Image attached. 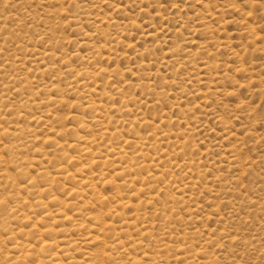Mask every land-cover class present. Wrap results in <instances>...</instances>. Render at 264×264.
I'll return each instance as SVG.
<instances>
[{
  "label": "rangeland",
  "instance_id": "obj_1",
  "mask_svg": "<svg viewBox=\"0 0 264 264\" xmlns=\"http://www.w3.org/2000/svg\"><path fill=\"white\" fill-rule=\"evenodd\" d=\"M0 116L28 199L2 186L0 224L59 243L34 233L14 264H264V0H0ZM58 204L69 222L43 218Z\"/></svg>",
  "mask_w": 264,
  "mask_h": 264
},
{
  "label": "bare ground",
  "instance_id": "obj_2",
  "mask_svg": "<svg viewBox=\"0 0 264 264\" xmlns=\"http://www.w3.org/2000/svg\"><path fill=\"white\" fill-rule=\"evenodd\" d=\"M58 3H60V2H58ZM61 4V3H60ZM62 4H63V2H62ZM62 7V6H61ZM73 70V69H72ZM70 71V70H69ZM102 72H104V70H101ZM117 71V70H116ZM79 72V71H78ZM81 76H82V74L81 73H78L77 75H76V77H75V79L74 80H72V82H70V84H69V86H70V88H76V87H79L80 86V81H81ZM87 84V83H86ZM86 86V85H85ZM84 86V88H86ZM89 91V90H88ZM87 95H89V94H87ZM45 100V99H44ZM48 101L50 102V103H55V100L53 99V98H49L48 99ZM95 102V101H94ZM24 104V103H23ZM124 104V103H123ZM95 105H97L96 103H95ZM103 109V108H102ZM114 109H115V107H114ZM96 110V109H95ZM98 114V113H97ZM1 117V116H0ZM166 122H167V120H166ZM98 123V122H97ZM224 123V122H223ZM164 125V124H163ZM148 127V126H147ZM5 128H7V127H5ZM5 128H2V119L0 118V164H3V166H5V168H3V169H1L0 170V194H1V187L2 186H5L6 188L7 187H12L13 188V190H12V192H11V194L12 193H15V195L16 196H18L17 197V201L18 202H22V204L23 203H26V201L28 200L27 198H22L23 197V195L21 196V191H20V189H22L21 188V186H20V183L17 181V178L16 177H18V176H15V174L14 175H12V174H10V172H9V166H10V163L8 162V161H6V160H4L3 159V157H4V152L5 151H9V150H11V148H13L12 147V145L13 144H11V143H9V145L7 144V143H2V141H3V139H1V138H3V137H6L7 136V134H8V131L5 129ZM191 128V127H190ZM9 130V129H8ZM11 130V129H10ZM23 131V130H22ZM111 131V130H110ZM21 133H23V132H21ZM110 132H109V129H106V132L103 134V135H108ZM109 136V135H108ZM88 137V136H87ZM68 139V138H67ZM40 140V139H39ZM38 140V141H39ZM44 140H42V142H43ZM56 141V140H55ZM10 142V141H9ZM46 142H50V140H47L46 139ZM86 143V142H85ZM95 142L94 141H91L90 139L87 141V144L88 145H92V144H94ZM58 144V143H57ZM60 144V143H59ZM69 144V143H68ZM56 145V144H55ZM130 145V144H129ZM60 146H62V145H60ZM70 146H72L71 144H70ZM60 149H61V147H59ZM58 149V148H57ZM78 149V148H77ZM12 151V150H11ZM107 151V150H106ZM91 152V149H90V147H89V149H87L86 150V154H88V153H90ZM41 153V152H40ZM125 153V152H124ZM119 154H123V150H121L120 151V153ZM38 155H40V154H38ZM140 155H143L142 153L140 154ZM41 156V155H40ZM83 157V156H82ZM27 157H23L20 161H21V163L22 164H24L25 165V163L27 162ZM75 161V160H74ZM104 161V160H103ZM66 162V161H65ZM77 162V161H76ZM102 161H101V158L100 159H96V161H94L93 163L94 164H100ZM18 163V162H17ZM92 163V164H93ZM103 163V162H102ZM111 163V162H110ZM40 164V163H39ZM79 165V164H78ZM121 165V164H120ZM26 166V165H25ZM27 166H29V165H27ZM58 166V165H57ZM112 166V165H111ZM82 167H84L83 165L81 166V168H79V169H77L76 168V170H77V173H82L83 172V168ZM1 168H2V166H1ZM65 168V167H64ZM64 168H60V169H58V171H57V173H58V175H61V176H63V175H65L66 177L65 178H67V179H69V181H71V184L72 183H75V184H77V185H81L82 183L83 184H85L84 183V181H83V179H79L78 177H76L75 175H71V173L69 174V172H66V171H64L65 169ZM89 168V167H88ZM33 169H35L34 167H33ZM127 170H128V168H126ZM129 169H130V167H129ZM84 170H85V168H84ZM26 171H28L27 173H25ZM88 171V170H87ZM126 171V170H125ZM125 171H123V172H121V173H117V176H123L124 175V172ZM32 171H30V169H27V168H25V169H22L21 170V173H23V174H26L27 176H28V178H29V182L31 183V181H34V175H32V173H31ZM46 172H47V170H46ZM85 172V171H84ZM42 173L43 174H45L44 176L45 177H47L48 179H51V181H55L56 180V177L55 176H50L48 173H45V172H43L42 171ZM41 173V174H42ZM42 174V175H43ZM76 174V173H75ZM104 174V173H103ZM129 174V173H128ZM112 175H113V173H112ZM80 176H82V175H80ZM84 176V175H83ZM60 176H58V178H59ZM113 177V176H112ZM114 177H115V175H114ZM78 178V179H77ZM82 178V177H81ZM36 179V178H35ZM90 179L91 178H88V180L86 181V182H89L90 181ZM95 177L93 178V179H91V180H94L95 181ZM47 180V179H46ZM50 182V181H49ZM107 182H110V181H107ZM29 183V184H30ZM113 183H115L114 181H113ZM3 184V185H2ZM27 185V184H26ZM87 185H89V186H87L88 188H90V190H92V193L93 194H95L96 192H97V187H98V185H97V187H95L96 186V184H94V182L93 181H91V183H88ZM112 185V184H111ZM24 187V186H23ZM28 187V186H27ZM81 188V187H80ZM38 189V188H37ZM24 190H25V188H24ZM74 190V188H72L71 189V191L70 192H72ZM89 190V191H90ZM3 191H5L4 189H3ZM10 191V190H9ZM22 191H23V189H22ZM38 191H39V193L40 194H43V192H48L49 191V189L47 188V190H42V189H38ZM83 191H84V189H83ZM28 192V191H27ZM26 192V193H27ZM75 192V191H74ZM80 192H82V191H80ZM4 195L6 196V194L5 193H3V196H0V206H2L3 205V202L4 201H7L6 199H5V197H4ZM16 196H14V197H16ZM79 196V195H78ZM94 196V195H93ZM80 197V196H79ZM102 198V196L100 197V198H98V199H101ZM11 199V198H10ZM14 199V198H13ZM97 199V200H98ZM120 199V198H119ZM53 201H54V199H52ZM9 201V200H8ZM42 201V200H41ZM17 202V204H19ZM82 202V201H81ZM28 203V202H27ZM48 204V203H47ZM41 205V204H40ZM73 205V204H72ZM118 205H122L123 207H127V206H130V203L129 202H125V200H121V203H119ZM7 206V205H6ZM71 206V205H70ZM57 209H55L54 211H52V210H50V211H47V212H45V214L44 215H42L43 216V218H45V219H47V220H49V221H52V223H57L59 220H58V218H61L62 220V222H69L70 221V216L72 215H69V213L66 211V207H65V204H58L57 206ZM76 207V206H75ZM121 207V206H120ZM14 208H15V205H14ZM22 208V211H23V217H22V219L23 220H25V221H27V222H31L32 221V217L30 216V214H28V213H30L29 211H27V213L25 212V210H23L24 208H23V206L21 207ZM12 209V208H11ZM34 209V208H33ZM77 209V208H76ZM118 209V208H117ZM3 210H5V209H3ZM46 210V209H45ZM74 210H75V208H74ZM119 210V209H118ZM35 211V210H34ZM4 212V211H3ZM14 212H15V209H14ZM32 212V211H31ZM72 212V211H71ZM79 212V211H78ZM101 211H99V212H93V213H89L87 216H86V221H88V222H90L91 224H94V225H96V226H99L101 229L100 230H98L99 228L97 227V230L96 229H93V230H96L95 231V233H99V234H95V235H93L94 233H92V235L93 236H90L89 238L90 239H88L90 242L89 243H99V244H101V243H104V244H106V240H105V235L103 236L102 234H101V231L103 230V231H106V230H110L111 228H112V226L111 225H109V224H107L106 223V221L102 218V216H101ZM117 213V212H116ZM37 214V213H36ZM85 215V214H84ZM105 215V214H104ZM34 216V215H33ZM72 217V216H71ZM110 217V216H109ZM127 218V217H126ZM13 219V218H12ZM81 219V218H80ZM1 220V219H0ZM5 220V219H4ZM122 220V219H121ZM129 220V219H128ZM125 221V220H124ZM34 222H36V221H34ZM72 222H73V220H72ZM87 222V223H88ZM3 223V222H2ZM37 223V222H36ZM4 224H6L5 222H4ZM14 224V223H13ZM12 224V225H13ZM24 224V223H23ZM125 224V227H132V225H135V224H132L131 222H129V223H124ZM90 225V224H89ZM22 226V225H21ZM80 226H83V224H80ZM38 226H36V224L34 223L33 225H31L29 228H31V230H29V231H27V229L25 230V229H21L20 230V234L22 235V237L23 238H27V239H25V240H23V241H20V239H19V236L17 237V234L18 233H16L17 231L15 230V229H17L16 227L15 228H12V226L11 227H9V226H3L2 224H0V264H14L13 263V256H12V258H11V255H12V253H14V250H21L22 251V253H24V254H26L27 253V251H29L30 250V245L31 244H29V241H28V238L29 237H31V235H34V233L36 234V236L37 237H39L40 238V240H38L39 242L40 241H42V243L41 244H39L40 245V248H41V251L43 252L47 247H49V243L48 242H50V241H54L55 239H51V240H46V239H43V237L45 236V235H51L53 232H54V230L53 229H51L50 227H48V228H37ZM54 228H55V226H54ZM95 228V227H94ZM133 228V227H132ZM131 228V229H132ZM112 229H114V228H112ZM92 230V229H91ZM90 230V231H91ZM98 231V232H97ZM114 231V236L117 238H119L118 240H117V243H116V245H118V247H122V249H125L126 248V246H129V247H131V248H136V247H140V245L141 244H138L135 240H132V239H130L129 240V242H128V244H125V243H123L122 241H121V237L125 234V231H123L122 229H119V230H113ZM112 232V231H111ZM91 234V233H90ZM126 235V234H125ZM129 235V234H128ZM123 238V237H122ZM43 239V240H42ZM48 239V238H47ZM9 241H11V244L9 245L8 244V242ZM52 243V242H51ZM84 243V242H83ZM88 243V244H89ZM85 245V244H84ZM55 246V248H59V243L55 240L54 241V243H53V245L52 244H50V249H52L53 247ZM27 249V250H26ZM106 250V249H105ZM125 250H127V249H125ZM18 253V252H17ZM20 253V252H19ZM68 253V252H67ZM23 254V255H24ZM100 254H101V252H100ZM106 254H107V252L106 251H102V255L103 256H106ZM21 255L22 256V259H20V261L22 260V261H24V263L25 262H27L26 260L28 259V256L27 255ZM69 255V254H68ZM20 256V257H21ZM31 256V255H30ZM50 258H52L53 259V261H52V263L53 264H60L59 262H61V260H58L57 259V254H56V252L55 253H53L52 254V257H50ZM95 259L96 260H99L100 259V255H98L97 257H95ZM134 261H137V258H134L133 259ZM147 260H149L151 263H153L154 261H155V259L154 258H149V259H147ZM19 261V262H20ZM15 262V261H14ZM17 262V261H16ZM23 263V264H24ZM26 264H28V263H26ZM74 264H75V261H74ZM78 264H80V261H79V263ZM82 264V263H81ZM83 264H87V263H83ZM100 264H103L102 263V261L100 262Z\"/></svg>",
  "mask_w": 264,
  "mask_h": 264
}]
</instances>
